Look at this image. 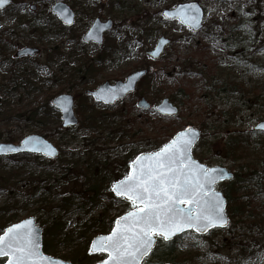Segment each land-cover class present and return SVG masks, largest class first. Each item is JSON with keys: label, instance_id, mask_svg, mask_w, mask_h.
<instances>
[{"label": "rangeland", "instance_id": "1", "mask_svg": "<svg viewBox=\"0 0 264 264\" xmlns=\"http://www.w3.org/2000/svg\"><path fill=\"white\" fill-rule=\"evenodd\" d=\"M11 1L0 12V143L44 136L59 155L52 165L1 159V171L11 177L9 186L0 185V235L32 217L42 230L44 255L69 264L101 263L106 255H90L91 240L109 234L112 221L138 209L113 194L114 183L129 175L136 156L159 151L193 127L201 133L193 158L244 180L231 187L237 193L226 205L229 225L203 236L184 233L171 250L158 237L143 264H264V134L252 131L264 121V0ZM57 1L74 11L72 27L64 28L50 12ZM189 2L205 12L197 33L162 14ZM95 18L112 23L100 47L81 41ZM160 38L170 43L153 61L146 53ZM24 47L39 54L16 58ZM137 69L148 74L134 94L113 106L95 104L86 94ZM24 74L30 83L22 81ZM35 87L40 88L35 94L20 91ZM58 94L73 97L78 118L65 131L59 113L45 103L47 95ZM139 98L151 105L149 111L136 109ZM163 99L178 108L176 116L153 112ZM21 109H37L39 115L33 121L17 118ZM233 139L242 144L230 157L227 145ZM42 174L45 184L38 187ZM229 184L216 189L224 193ZM68 195L75 197L64 203ZM239 203L244 214L230 217L228 210ZM53 222L58 229L46 235Z\"/></svg>", "mask_w": 264, "mask_h": 264}, {"label": "snow or ice", "instance_id": "2", "mask_svg": "<svg viewBox=\"0 0 264 264\" xmlns=\"http://www.w3.org/2000/svg\"><path fill=\"white\" fill-rule=\"evenodd\" d=\"M7 3L8 0H0V7ZM193 12L196 14H190ZM198 14L195 4L184 6L177 13L181 22L197 25ZM169 15L164 13L166 18ZM259 128L264 130V124ZM194 135V130L188 129L178 133L159 151L137 156L132 164L133 171L113 185V192L118 197L131 201L134 207L137 203L142 207L118 219L117 227L109 236L93 242L94 250L109 253V259L103 264H141L156 243L155 236L169 240L186 229L203 232L227 223L223 201L211 187L225 173L191 160L188 152ZM6 151L19 149L0 146V152ZM144 160L150 163L144 165ZM206 192L212 194L207 196ZM185 204L189 206H181ZM31 224V220L24 221L0 235V257L8 256L7 264H58L42 255L38 229L30 227Z\"/></svg>", "mask_w": 264, "mask_h": 264}, {"label": "water", "instance_id": "3", "mask_svg": "<svg viewBox=\"0 0 264 264\" xmlns=\"http://www.w3.org/2000/svg\"><path fill=\"white\" fill-rule=\"evenodd\" d=\"M10 4H11V0H8L7 4H5L3 7H0V11H3ZM190 4H195L198 7V9H199V14H198L199 15V24L198 25L195 24V23L181 22V18L177 15L178 11L181 8H183L186 5H190ZM31 8L33 9L34 7H31ZM51 12L56 15L58 21L64 26L69 27V26H71L74 23V13H73V11L66 4H64L62 2L55 3L51 7ZM165 12L170 14L168 18H166L164 16ZM190 14L195 15L196 13L193 12V13H190ZM163 16L167 20H174V19L179 20L180 24L183 27L189 29L193 33H197L203 28V21H204L205 13H204L203 8L198 3L189 2V3H185V4H179L173 10L163 11ZM111 27H112V23L110 21H106L105 23H100L98 20H95L93 25L89 28V30L83 36L82 40L85 43L94 42L95 44H97L99 46L102 43L103 33L106 32L107 30H109ZM169 43L170 42L167 39H164V38L158 39V41L156 42V45L153 48V50L148 52V54H147L148 57L151 58L154 61L158 60L161 57V55L163 54L164 49L169 45ZM37 54H39V50L38 49L33 48V47H24V48L20 49L19 51H17L14 56L16 58H23V57H33V56H35ZM146 74H147L146 70L136 71V72H133L132 74H130L123 83L122 82H116L113 85H111V84L109 85L108 83H104V84L100 85L97 88L96 91H93L91 93V96L94 99V101L97 102V103H101L104 106H113L115 104V102L120 101V100L124 99L128 94L133 93L135 91V87H136L137 83ZM51 104H52V107H54L56 110L59 111L60 120H61V126L63 128L73 127V126H75L77 124V119H76V117L74 115V112H73V99H72V97L70 95H67V94L56 95L52 99ZM150 107H151L150 104L143 98H141L136 103V108L139 109L140 111H143V112L149 111ZM65 108H67L68 110L65 111L64 110ZM153 110H154V112L157 115H159L161 117H164V118H170V117L176 116L178 114V108L176 106H174L172 103H170L169 100H167V99L161 100L154 107ZM261 124H264V121H261L260 123H258L253 128V130L255 132L264 133V130H261L259 128V125H261ZM188 129L194 130V133H195L194 138L192 139V143H191L188 155L190 156L191 160L194 161L196 164L203 165V164L199 163L198 161L194 160V158L192 156V150H193L194 146L196 145V143L199 141L200 136H201L200 131L197 130L196 128H193V127H187L186 129H184L183 131H180L178 133L185 132ZM177 134L173 138H175L177 136ZM173 138L171 139V141L173 140ZM0 146H4L5 148L19 149V151L0 152V157L15 156V155H20V154H30V155H39V156L44 157V158H46L48 160H53V159H55L58 156V153H59L58 149L54 145H52L44 137L39 136V135L27 136L24 139H22L19 144L0 143ZM45 146H48V147L45 149ZM38 149H44V150L41 151V150H38ZM49 151H51L50 155L47 154ZM148 154L149 153L140 154L138 156H141V155L147 156ZM135 160H136V158L133 160V162ZM133 162L130 164V173L133 171V168H132ZM142 163L144 165H148L150 162L148 160H144ZM203 166L205 168H207L205 165H203ZM209 169H220V170H222L225 173L224 177L222 179H217L216 182L213 185H211V187H212V189L214 190L215 193H218L219 198L223 201L224 215H225V217L227 219V223L225 225H223V226L210 227L206 231H203V232H196L194 229H186L184 232H178L175 235L171 236L169 240H164L163 239L165 242H170V241H172L173 239H175L176 237L180 236L181 234H183L185 232L193 231L197 235H205L211 230H214V229H225L228 226L229 219H228V217L225 214L226 200L223 197L222 193L220 191L216 190L215 187L219 183L231 181L233 179V174L230 173L227 169H225L223 167H211ZM112 192H113V187H112ZM113 194L116 197H118L114 192H113ZM211 194L212 193H208V192L205 193V195H207V196H210ZM118 198H123V197H118ZM123 199H125V198H123ZM125 200H127V199H125ZM127 201H129V200H127ZM181 206L182 207H188L189 205L185 204V205H181ZM135 207L139 208V207H142V205L137 203ZM126 215L127 214H125V215H123L121 217H124ZM121 217H119V218H117L115 220L113 228L117 227L116 221L118 219H120ZM27 220H31L32 221V224L30 225V227L38 229L37 235H38V238H39L40 252L42 253V250H41V247H42V241H41L42 230L35 226L36 225L35 224V219L32 218V217L31 218H27L25 220H22V221L16 223V224H22L24 221H27ZM16 224H12V225L8 226V228H10V227H12L13 225H16ZM113 228H112V230H113ZM112 230H111V232L108 235L97 236V237L92 239V241H91V243L89 245V254L90 255L105 254L106 255V259L104 261L109 259V253L107 251H102V250H99V249H95V250L93 249V242L94 241H98V239L100 237L109 236L112 233ZM4 232H3V234H4ZM156 237L157 236H155V240H156ZM160 237H162V236H160ZM155 244L152 246V250L150 251V253L155 248ZM150 253L146 257H144V259H146L150 255ZM42 255L45 256V257L50 258L52 261L58 262V264H69L68 262H64V261H61V260L54 259L52 257L46 256L43 253H42ZM8 259H9L8 256L0 257V264H7ZM144 259L141 261V264L144 261ZM2 261H4V262H2ZM103 262H101L99 264H103ZM167 264H170V263H167Z\"/></svg>", "mask_w": 264, "mask_h": 264}, {"label": "trees", "instance_id": "4", "mask_svg": "<svg viewBox=\"0 0 264 264\" xmlns=\"http://www.w3.org/2000/svg\"><path fill=\"white\" fill-rule=\"evenodd\" d=\"M7 44H8V46H10L9 45V42H6ZM1 55H2V52H1ZM0 55V56H1ZM13 61H14V59H12ZM24 78L25 79H22V81L23 82H28V83H30V81H29V78L24 74ZM20 91H22L23 93H25L26 95H30V94H35V93H37V91H40V88L39 87H35V88H32V89H29V90H24V89H22V90H20ZM14 92L17 94L18 93V89L17 90H14ZM22 92H20V94H23ZM50 95H51V93H50ZM50 95H47L46 96V99H45V103H49L50 102V100H51V98H52V96H50ZM20 96V95H19ZM18 96V100L20 99V97ZM49 108H51V110H53V108L52 107H49ZM39 111H37V109L36 110H34V109H32V110H29V111H23V109H21L20 110V112H17L16 113V117L17 118H23L24 117V119L25 120H30V121H33V120H35L36 118H37V116L39 115V113H38ZM26 115H27V117H26ZM224 115V114H223ZM62 129V128H61ZM63 131H65L66 129H62ZM242 144V141L241 140H237V139H233L227 146H228V155L231 157L233 154H234V152L240 147V145ZM7 158H24L25 159V163H34L35 165H37L36 163H37V161L36 160H38V159H42L41 157H38V156H31V155H18V156H12V157H7ZM30 158V159H29ZM1 159H3V158H1L0 157V161H1ZM26 160H28V161H26ZM43 160V159H42ZM44 161H46V160H44ZM47 162V161H46ZM53 162L54 161H48L47 162V165H52L53 164ZM33 164V165H34ZM27 165H29V164H27ZM26 165V166H27ZM38 166H41L40 164L38 165ZM25 168V167H24ZM24 168H21V169H24ZM21 169H19V170H21ZM2 170V168H0V185L2 186V187H6V186H9L10 184H9V177H11V176H9L10 174H6L4 171H1ZM72 171H74V169L72 170ZM40 172H42L43 174L45 173L42 169L41 170H39L38 171V173H40ZM41 174V173H40ZM43 174L42 175H38V179H37V182H36V186H38L39 184L40 185H44L45 183H44V179H42L43 178ZM242 181H244V180H241V179H238V178H236V175H234V179H233V181H231V182H229L230 184H229V187H227L226 189H225V191H224V197H225V199H226V201H227V204H231V202H232V200H231V196L233 195V197L235 198V194L237 193V190L234 188V189H231V187H232V185H235L236 187H238L239 185H242ZM47 183V182H46ZM39 187V186H38ZM70 194V193H69ZM231 195V196H230ZM69 197L67 198V200H65L64 201V203H66V202H70V201H72L73 199H74V195H68ZM244 212H245V205L244 204H238V205H235L234 207H231V209H229L228 210V212H227V214L231 217H240L241 215H243L244 214ZM113 224V221H112V223H111V225ZM58 226H59V223H56V222H53L52 223V227L50 228V229H47V230H45L44 232L46 233V235H51V233L54 231V230H56V229H58ZM3 229H5L4 227L2 228V230ZM171 243H169L168 245H167V248L169 249V250H171V245H170ZM44 250V249H43ZM169 254H171V253H169Z\"/></svg>", "mask_w": 264, "mask_h": 264}, {"label": "flooded vegetation", "instance_id": "5", "mask_svg": "<svg viewBox=\"0 0 264 264\" xmlns=\"http://www.w3.org/2000/svg\"><path fill=\"white\" fill-rule=\"evenodd\" d=\"M57 2H62V1H57ZM55 3H56V2H55ZM55 3H54V4H55ZM62 3H64V2H62ZM54 4H53V5H54ZM64 4H66V3H64ZM53 5H52V6H53ZM66 5H67V4H66ZM67 6H68V5H67ZM68 7H69V6H68ZM69 8H70V7H69ZM70 9H71V8H70ZM30 10L33 11L34 8H33V9L30 8ZM71 10H72V9H71ZM72 11H73V10H72ZM50 12H51V8H50ZM51 13H52V12H51ZM73 13H74V11H73ZM52 14H53V13H52ZM162 14H163V13H162ZM54 15H55V14H54ZM55 16H56V15H55ZM56 18H57V17H56ZM57 20H58V19H57ZM95 20H98L100 23H105L104 21H100L99 18H95V19L93 20L92 24L89 26V28L93 25V23H94ZM107 21H108V20H107ZM59 23H60V22H59ZM74 23H75V13H74ZM74 23H73L71 26H69V27H65V26H63L61 23H60V24H61L64 28H70V27H72V26L74 25ZM89 28L87 29V31L89 30ZM110 29H111V28H110ZM110 29H109V30H110ZM87 31H86V32H87ZM107 31H108V30H107ZM107 31H106V32H107ZM86 32L84 33V35L86 34ZM104 33H105V32H104ZM104 33H103V34H104ZM84 35H83V36H84ZM83 36H82V38H83ZM82 38H81V41H82V43H84V44H93V45H95L96 47H100V46H101V45L98 46V45L95 44L94 42L85 43V42H83ZM102 41H103V36H102ZM101 44H102V43H101ZM149 52H150V51H149ZM147 54H148V52L146 53V55H147ZM37 55H38V54H37ZM147 56H148V55H147ZM33 57H34V56H33ZM23 58H32V57H23ZM18 59H21V58H18ZM142 70H146V69H137V70H135L134 72H136V71H142ZM146 71H147V70H146ZM132 73H133V72H132ZM132 73H130V74H132ZM130 74H129V75H130ZM147 74H148V71H147ZM147 74H146V75H147ZM129 75H127V76L123 79V81H121V82L123 83ZM146 75H145V76H146ZM145 76H144V77H143V78L137 83L136 87H137L138 84H139V83L145 78ZM116 82H120V81H116ZM116 82H114L113 84H115ZM104 83H108V82H104ZM104 83H102V84H104ZM102 84H100V85H102ZM108 84H109V83H108ZM113 84H111V85H113ZM100 85H98V86H97L94 90H92V91H86V94L89 95V96L91 97L93 103H95V104H96L97 102L94 101V99H93L92 96H91V93H92L93 91H96L97 88H98ZM109 85H110V84H109ZM136 87H135V90H136ZM134 92H135V91H134ZM134 92L128 94L126 97H128V96L131 95V94H134ZM67 95H69V94H67ZM70 96H71V95H70ZM71 97H72V96H71ZM126 97H125V98H126ZM125 98H124V99H125ZM72 99H73V97H72ZM124 99H123V100H124ZM140 99H141V98H139V99L136 101V103H137ZM136 103H135V107H136ZM98 104H101V103H98ZM136 109H137V108H136ZM138 110H139V109H138ZM73 112H74V99H73ZM74 115H75V117H76V119H77V123H78V118H77V116H76L75 113H74ZM232 174H233V173H232ZM233 177H234V175H233Z\"/></svg>", "mask_w": 264, "mask_h": 264}, {"label": "bare ground", "instance_id": "6", "mask_svg": "<svg viewBox=\"0 0 264 264\" xmlns=\"http://www.w3.org/2000/svg\"><path fill=\"white\" fill-rule=\"evenodd\" d=\"M204 19H205V17H204ZM175 20H176V19H175ZM177 21L179 22V20H177ZM31 156H32V155H31ZM8 174H9V173H8ZM120 217H121V216H120ZM35 224H36L35 226L39 228V226L37 225L36 222H35Z\"/></svg>", "mask_w": 264, "mask_h": 264}]
</instances>
